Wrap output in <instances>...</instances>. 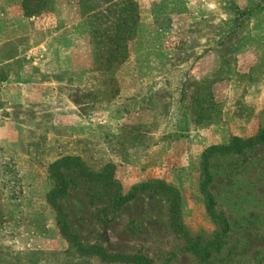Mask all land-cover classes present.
Wrapping results in <instances>:
<instances>
[{"label":"rangeland","instance_id":"rangeland-1","mask_svg":"<svg viewBox=\"0 0 264 264\" xmlns=\"http://www.w3.org/2000/svg\"><path fill=\"white\" fill-rule=\"evenodd\" d=\"M133 1L127 58L108 68L126 0H0V264H115L69 250L47 201L63 157L113 167L106 188L69 164L58 199L68 232L106 260L264 264V142L210 156L208 183L202 166L209 147L264 130V0ZM148 182L177 191L183 231L158 183L113 206ZM210 242L206 259L188 250Z\"/></svg>","mask_w":264,"mask_h":264},{"label":"trees","instance_id":"trees-1","mask_svg":"<svg viewBox=\"0 0 264 264\" xmlns=\"http://www.w3.org/2000/svg\"><path fill=\"white\" fill-rule=\"evenodd\" d=\"M126 7L131 10L132 13V20L130 22V26L126 27L124 32L127 33V36L123 39L117 38L115 41L114 47L117 49V51L114 54H106L104 55V65L108 66V68L112 67L110 66L115 61L117 63V66H120L125 59L127 58V54L125 52L127 48V42H129L133 36H134V30L138 24L139 21V12H138V5L133 0H126ZM26 12V16L30 17L34 14H36V11ZM120 50L122 52H120ZM264 142V130H262L257 135L247 138V139H241L238 137L232 138L228 144L226 145H219V146H212L209 147L203 154L204 161L202 163L203 171L205 173L206 179L205 183H208L210 178L208 175V166H207V159L215 154L224 155V154H240L244 149L252 148L253 146ZM71 164L74 166L73 168L80 169V174L83 177H86L87 180L92 182H97L98 184L110 188L113 186H116V181L113 180V173L108 171L109 169H112L113 167L111 165L105 166L100 172H92L89 171L87 168H85L84 164L81 162V160L77 157H63L59 160L54 161L49 166V174L53 181V188L48 192L47 195V201L50 204V206L58 213V224L62 226L61 230L63 234L68 238L69 243V250H75L76 252L80 253V255H89V256H96L100 258L102 261H111L115 264H151L149 260H146L141 255H131L127 257L125 260H106L109 258V255H107L101 248H85L80 243L76 242V237L71 235L68 232L67 226L64 224V221L61 218V208L58 204V199L64 198L67 194V188H68V182L66 180V174L64 170H67ZM158 182H148L145 184H140L134 188L130 192H128L126 195H122L118 190L117 193L114 194L113 198V206L115 208H120L121 206L127 204L128 202L135 199L137 192L146 190L151 188V185L156 184ZM203 187H206V184H202ZM160 192H173L174 195L171 200V209L173 214H175L174 217V223L175 227L180 230V226L177 222H179V198L177 191L170 187L162 184L161 182L158 183L157 189ZM183 231V230H180ZM220 245V244H219ZM219 245L214 244L210 242L209 245L204 246L202 248H199L197 244H191L188 247V250L194 252L195 254L201 255L203 258H208L209 250H218ZM92 250H95L94 253H92Z\"/></svg>","mask_w":264,"mask_h":264},{"label":"crops","instance_id":"crops-1","mask_svg":"<svg viewBox=\"0 0 264 264\" xmlns=\"http://www.w3.org/2000/svg\"><path fill=\"white\" fill-rule=\"evenodd\" d=\"M258 12H260V14H258ZM263 13H264V10H263ZM262 13V11H258L257 10V14H256V16L258 15H261V14H263ZM214 57V59H212ZM209 60H210V63H209ZM12 60H10V61H6V62H11ZM5 62V63H6ZM206 62V63H205ZM207 62H208V64H207ZM201 66H206V67H208V65H211V64H213V65H215L216 64V59H215V56H214V51L212 50L211 52H209L208 53V55H206V58H204V59H202V61H201ZM204 64H206V65H204ZM198 65H199V63H198ZM210 67V66H209ZM204 68V67H203ZM206 70H208V68L206 69ZM209 71V70H208Z\"/></svg>","mask_w":264,"mask_h":264}]
</instances>
